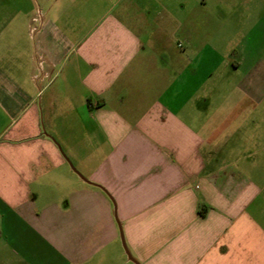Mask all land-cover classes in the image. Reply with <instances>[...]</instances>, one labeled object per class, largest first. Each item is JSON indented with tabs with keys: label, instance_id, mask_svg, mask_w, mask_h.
Masks as SVG:
<instances>
[{
	"label": "crops",
	"instance_id": "0c3cea01",
	"mask_svg": "<svg viewBox=\"0 0 264 264\" xmlns=\"http://www.w3.org/2000/svg\"><path fill=\"white\" fill-rule=\"evenodd\" d=\"M216 25L0 0V264H135L119 227L138 264H264V35Z\"/></svg>",
	"mask_w": 264,
	"mask_h": 264
},
{
	"label": "rangeland",
	"instance_id": "374dc122",
	"mask_svg": "<svg viewBox=\"0 0 264 264\" xmlns=\"http://www.w3.org/2000/svg\"><path fill=\"white\" fill-rule=\"evenodd\" d=\"M196 1L206 9L208 22L217 24L213 27L217 35H242L247 31L250 35H264V0Z\"/></svg>",
	"mask_w": 264,
	"mask_h": 264
},
{
	"label": "water",
	"instance_id": "95a60500",
	"mask_svg": "<svg viewBox=\"0 0 264 264\" xmlns=\"http://www.w3.org/2000/svg\"><path fill=\"white\" fill-rule=\"evenodd\" d=\"M81 179H83V178L81 177ZM83 180H84V179H83ZM119 237H120V241H121V244H122V248H123V250H124V252H125L127 258H128L129 260H131L133 263L138 264L136 261H134V259L131 257L129 251H128L127 248H126V245H125V243H124V240H123V236H122V232H121V230H120V227H119Z\"/></svg>",
	"mask_w": 264,
	"mask_h": 264
}]
</instances>
